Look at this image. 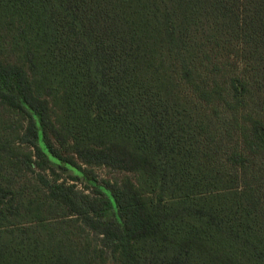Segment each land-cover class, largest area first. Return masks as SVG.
Instances as JSON below:
<instances>
[{
  "label": "trees",
  "instance_id": "16d2710c",
  "mask_svg": "<svg viewBox=\"0 0 264 264\" xmlns=\"http://www.w3.org/2000/svg\"><path fill=\"white\" fill-rule=\"evenodd\" d=\"M1 33L13 57L0 61V105L23 115L41 169L64 149L134 178L111 200L40 176L43 189L19 185L4 140L0 264H92L65 251L53 205L99 264H264L262 209L207 166L221 109L241 142L227 162L246 173L264 155V0H0ZM228 55L244 63L229 80Z\"/></svg>",
  "mask_w": 264,
  "mask_h": 264
},
{
  "label": "rangeland",
  "instance_id": "374dc122",
  "mask_svg": "<svg viewBox=\"0 0 264 264\" xmlns=\"http://www.w3.org/2000/svg\"><path fill=\"white\" fill-rule=\"evenodd\" d=\"M9 51L10 48L0 41V61H12L13 54L11 55ZM223 67L228 80L234 76L243 75L244 63L232 55L224 57ZM220 111L218 121L219 129L215 135V145L212 149L208 150V169L215 176L219 175L225 183L231 186H238L240 189L245 190L248 195L253 197V201L259 205V208L264 213V155H250L248 171L246 173L237 171L235 167L230 165L227 162L229 153L235 145L241 144L239 129L232 113L223 109ZM208 113H210L209 110ZM24 126L25 119L22 114L9 112L0 105V143H2L0 146L2 147L4 140H6L10 146V148L6 149L8 151L12 150L14 155L20 158L19 162L21 166L16 168V173L12 169V172L16 175L17 184L19 185L24 184L29 187L37 186L43 189V183L39 179L40 176L51 185H53L52 183L54 181L57 184L64 183L73 185L76 190L83 191L86 194L111 200L109 192L111 186L119 185L126 176L134 178L130 174L113 171L103 166H84L76 159L75 155L70 154L64 149H61L62 160H56L49 153H46L49 159V168L41 169V162L32 155L34 152L33 148L20 141V137H22L24 132ZM52 142L55 148L60 149L55 141ZM39 144L43 147L41 141ZM28 154L30 156L32 155V162L27 161ZM65 159H74L81 166V169L70 165ZM28 167H31L33 172L28 170ZM42 201H45V196H42ZM48 215L50 221L57 227L56 230L58 231L59 238L64 242V249L68 254L73 255L72 257L79 262L99 264V259L94 253L92 243H90V247L87 244L78 246L72 240L65 238L64 231L74 221V217L67 210L56 208L53 205ZM107 218L112 221H119L118 212L113 203H111L110 209L107 212ZM106 264L114 263L112 260H108Z\"/></svg>",
  "mask_w": 264,
  "mask_h": 264
}]
</instances>
